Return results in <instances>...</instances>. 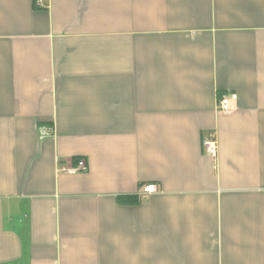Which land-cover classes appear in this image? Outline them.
Returning a JSON list of instances; mask_svg holds the SVG:
<instances>
[{
  "label": "crops",
  "instance_id": "1",
  "mask_svg": "<svg viewBox=\"0 0 264 264\" xmlns=\"http://www.w3.org/2000/svg\"><path fill=\"white\" fill-rule=\"evenodd\" d=\"M0 264H264V0H0Z\"/></svg>",
  "mask_w": 264,
  "mask_h": 264
},
{
  "label": "built area",
  "instance_id": "2",
  "mask_svg": "<svg viewBox=\"0 0 264 264\" xmlns=\"http://www.w3.org/2000/svg\"><path fill=\"white\" fill-rule=\"evenodd\" d=\"M40 0H34L38 3ZM236 100L235 93H226L218 97L216 101V110L220 113H230L234 108V103ZM53 130L48 127H42L41 132H52ZM201 146L203 151L212 158L217 156V144L214 135L205 136L202 138ZM86 168V162L84 159H78L73 166H62L59 170L63 173L74 174L78 173ZM155 185L150 183L142 186L143 193L155 192Z\"/></svg>",
  "mask_w": 264,
  "mask_h": 264
},
{
  "label": "trees",
  "instance_id": "3",
  "mask_svg": "<svg viewBox=\"0 0 264 264\" xmlns=\"http://www.w3.org/2000/svg\"><path fill=\"white\" fill-rule=\"evenodd\" d=\"M118 200L119 201H122V202H135L136 201V199L135 198H133V197H118Z\"/></svg>",
  "mask_w": 264,
  "mask_h": 264
}]
</instances>
